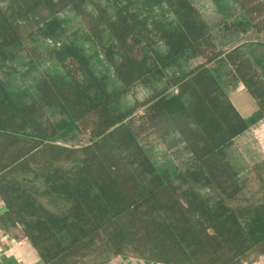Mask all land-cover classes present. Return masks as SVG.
I'll list each match as a JSON object with an SVG mask.
<instances>
[{
  "label": "trees",
  "instance_id": "1",
  "mask_svg": "<svg viewBox=\"0 0 264 264\" xmlns=\"http://www.w3.org/2000/svg\"><path fill=\"white\" fill-rule=\"evenodd\" d=\"M213 2L209 25L190 0H0V228L45 264L264 259V192L240 199L248 180L226 158L264 117V41L222 49L264 33V4ZM136 84L149 97L120 107ZM145 131L187 158L157 168ZM252 171L263 182L264 159Z\"/></svg>",
  "mask_w": 264,
  "mask_h": 264
},
{
  "label": "rangeland",
  "instance_id": "2",
  "mask_svg": "<svg viewBox=\"0 0 264 264\" xmlns=\"http://www.w3.org/2000/svg\"><path fill=\"white\" fill-rule=\"evenodd\" d=\"M196 9L200 12L203 19L209 24L213 25L217 20V15L215 13V5L213 0H190ZM264 4V0H261ZM61 18L65 21L68 28H74L78 26L77 18L71 12H64L61 14ZM232 40V43L223 44L222 49L226 50L233 44L241 41L248 40H259L264 41V33L256 34L255 32H250L244 36L238 37H226V40ZM224 40V42L226 41ZM48 43V42H46ZM165 47H160V52H165ZM258 56L262 55V51H257ZM200 62L201 59L193 60L194 63ZM264 63V61H263ZM220 73L227 70V67L221 66L220 68L215 64H212ZM98 69H102L98 66ZM111 73V72H110ZM111 80L113 81L112 75ZM112 83V85H113ZM20 84V83H19ZM115 84V83H114ZM20 86V85H19ZM149 97V92L141 84H136L131 87L128 92L120 99L118 105L120 107H125L127 105H132L134 102H143ZM235 102L239 109L243 111L246 115L250 114L253 110L252 104L245 98V96L239 92V95L235 97ZM142 114V108H138L133 118L136 119ZM141 138V143L144 146L149 158L159 169H164L165 167L170 168L171 166L178 165L180 162L187 158V154L183 152L181 146L174 149L167 150L164 146V142L161 138L150 131H145L139 135ZM227 160L231 163L233 168L236 170L237 175L240 178H247V187L242 194L239 195L240 199H249L250 201H255L262 196L264 192V181L261 182L256 178L252 171V167L257 162L264 159V117L258 121L257 124L248 128L245 132L240 134L238 137L234 138L232 144L226 152ZM46 205L50 209H56L58 207L57 202L49 201ZM19 228V227H18ZM20 229V228H19ZM21 230V229H20ZM131 257V255H127ZM92 261V260H91ZM91 261L87 264H90ZM254 264H264V259L259 258Z\"/></svg>",
  "mask_w": 264,
  "mask_h": 264
},
{
  "label": "crops",
  "instance_id": "3",
  "mask_svg": "<svg viewBox=\"0 0 264 264\" xmlns=\"http://www.w3.org/2000/svg\"><path fill=\"white\" fill-rule=\"evenodd\" d=\"M0 207L2 205L0 204ZM0 209V213L3 212ZM0 264H45L18 227L0 228ZM106 264H158L127 256H117Z\"/></svg>",
  "mask_w": 264,
  "mask_h": 264
},
{
  "label": "built area",
  "instance_id": "4",
  "mask_svg": "<svg viewBox=\"0 0 264 264\" xmlns=\"http://www.w3.org/2000/svg\"><path fill=\"white\" fill-rule=\"evenodd\" d=\"M0 204L2 205V207H0V209L1 208H3L4 209V205H3V202L0 200Z\"/></svg>",
  "mask_w": 264,
  "mask_h": 264
}]
</instances>
